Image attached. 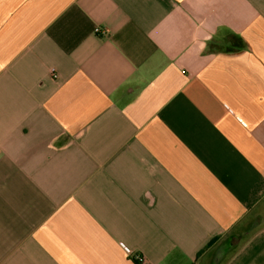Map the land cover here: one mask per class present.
Instances as JSON below:
<instances>
[{
    "label": "crops",
    "instance_id": "0c3cea01",
    "mask_svg": "<svg viewBox=\"0 0 264 264\" xmlns=\"http://www.w3.org/2000/svg\"><path fill=\"white\" fill-rule=\"evenodd\" d=\"M0 264H264V0H0Z\"/></svg>",
    "mask_w": 264,
    "mask_h": 264
},
{
    "label": "built area",
    "instance_id": "2783aa9c",
    "mask_svg": "<svg viewBox=\"0 0 264 264\" xmlns=\"http://www.w3.org/2000/svg\"><path fill=\"white\" fill-rule=\"evenodd\" d=\"M95 33L96 34H105V30H103V29H101V28L98 27V28L95 29ZM52 75L53 76H56L55 75V70H52ZM136 259L139 260L140 262L143 261V257H141V256L136 257Z\"/></svg>",
    "mask_w": 264,
    "mask_h": 264
}]
</instances>
